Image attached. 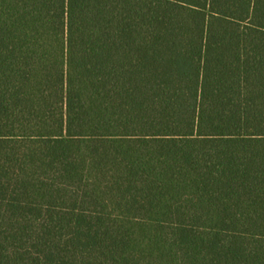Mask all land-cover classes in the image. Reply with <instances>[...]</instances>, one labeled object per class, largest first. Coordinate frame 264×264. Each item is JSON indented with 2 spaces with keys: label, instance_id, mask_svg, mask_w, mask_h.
<instances>
[{
  "label": "trees",
  "instance_id": "16d2710c",
  "mask_svg": "<svg viewBox=\"0 0 264 264\" xmlns=\"http://www.w3.org/2000/svg\"><path fill=\"white\" fill-rule=\"evenodd\" d=\"M0 264H264V0H0Z\"/></svg>",
  "mask_w": 264,
  "mask_h": 264
}]
</instances>
